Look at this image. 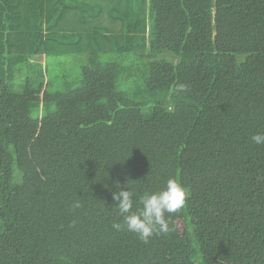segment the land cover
I'll return each mask as SVG.
<instances>
[{
    "label": "trees",
    "instance_id": "obj_1",
    "mask_svg": "<svg viewBox=\"0 0 264 264\" xmlns=\"http://www.w3.org/2000/svg\"><path fill=\"white\" fill-rule=\"evenodd\" d=\"M258 131L264 0H0V264H264ZM169 178L168 234L112 228Z\"/></svg>",
    "mask_w": 264,
    "mask_h": 264
},
{
    "label": "clouds",
    "instance_id": "obj_2",
    "mask_svg": "<svg viewBox=\"0 0 264 264\" xmlns=\"http://www.w3.org/2000/svg\"><path fill=\"white\" fill-rule=\"evenodd\" d=\"M186 85H178L177 91H184ZM251 141L256 145H264V132L258 131L251 136ZM118 191L112 192L113 200L118 214L119 222H113L112 228L117 231L127 230L134 233L140 241L147 244L156 236L166 235L171 231L168 217L182 209L190 195L189 190L177 179L169 178L166 186L158 191L144 192L134 201L136 195L129 186L124 190L117 182ZM134 204L138 205L133 211ZM73 208L81 207L75 201Z\"/></svg>",
    "mask_w": 264,
    "mask_h": 264
},
{
    "label": "rangeland",
    "instance_id": "obj_3",
    "mask_svg": "<svg viewBox=\"0 0 264 264\" xmlns=\"http://www.w3.org/2000/svg\"><path fill=\"white\" fill-rule=\"evenodd\" d=\"M40 61L43 63V58H41Z\"/></svg>",
    "mask_w": 264,
    "mask_h": 264
}]
</instances>
